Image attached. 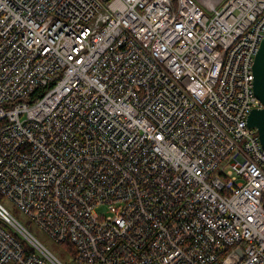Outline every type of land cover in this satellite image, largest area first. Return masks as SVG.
Segmentation results:
<instances>
[{"label":"built area","instance_id":"obj_1","mask_svg":"<svg viewBox=\"0 0 264 264\" xmlns=\"http://www.w3.org/2000/svg\"><path fill=\"white\" fill-rule=\"evenodd\" d=\"M262 39L264 0H0V197L75 264H264ZM0 264L66 263L0 201Z\"/></svg>","mask_w":264,"mask_h":264},{"label":"water","instance_id":"obj_2","mask_svg":"<svg viewBox=\"0 0 264 264\" xmlns=\"http://www.w3.org/2000/svg\"><path fill=\"white\" fill-rule=\"evenodd\" d=\"M255 96L261 101L262 107L253 108L247 116V125L255 127L261 147L264 149V39L261 40L252 64Z\"/></svg>","mask_w":264,"mask_h":264},{"label":"rangeland","instance_id":"obj_3","mask_svg":"<svg viewBox=\"0 0 264 264\" xmlns=\"http://www.w3.org/2000/svg\"><path fill=\"white\" fill-rule=\"evenodd\" d=\"M1 203L12 213V215L27 228L49 251L58 256L66 264H75L73 255L67 249L66 245L56 242L45 230L33 221H29L26 214L19 210L15 205L5 197H0ZM105 210L104 208L99 211Z\"/></svg>","mask_w":264,"mask_h":264},{"label":"trees","instance_id":"obj_4","mask_svg":"<svg viewBox=\"0 0 264 264\" xmlns=\"http://www.w3.org/2000/svg\"><path fill=\"white\" fill-rule=\"evenodd\" d=\"M23 242H25V240H24ZM61 243H63V245H66L67 248H69V250L72 252V255H75V249H74V247L70 244L69 240H65V241H63V242H61Z\"/></svg>","mask_w":264,"mask_h":264}]
</instances>
